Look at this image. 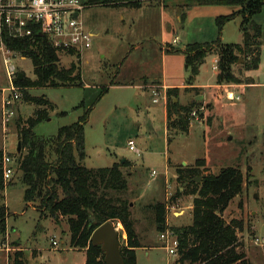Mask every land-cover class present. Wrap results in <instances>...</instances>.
<instances>
[{
	"label": "rangeland",
	"instance_id": "1",
	"mask_svg": "<svg viewBox=\"0 0 264 264\" xmlns=\"http://www.w3.org/2000/svg\"><path fill=\"white\" fill-rule=\"evenodd\" d=\"M112 1L114 3L93 5L85 12L87 29L95 34L92 49L85 52L81 59L74 55H61L62 68L69 69L73 63L80 66L82 86L21 87L22 98L16 103L18 117L7 133L3 128L1 111L3 90L9 86V82L0 52V150L10 155L17 153V121L19 118L27 120L37 109L35 104L26 101L25 93L31 97H44L53 105V109L48 108L49 118L35 128L36 134L50 141L57 138L62 127L78 122L84 115L86 109L78 108L82 102L88 108L94 106L85 128L86 158L82 164L90 169H100L129 162L127 167L122 168L128 190L120 196L131 203L136 232L141 231L142 235L148 237L150 246L156 247L150 257L141 254L139 264H174L177 258L169 255L165 249L149 205L158 202L168 205L167 223L170 227L188 226L193 222L194 197L188 193L189 185L194 180H179L178 171L185 172L188 168L197 167V160L202 159L206 162L198 166L201 173L217 175L227 167L239 168L244 176V191L232 201L223 217L227 221L238 219L244 222V231L239 233L241 249L252 264H264V88L246 91L236 87L251 81L247 71L242 68L244 58L240 57L232 68L237 82L224 84L225 88L220 86L213 89L208 109L204 100L197 101L202 103V107H197L196 117L192 116L189 132L171 136L170 142L162 115L158 112L153 117L150 110L160 108V104H152L151 95H144L146 97L142 103L136 97V90L110 87L112 83H120L130 76L149 72L155 61H160L161 51L149 49V46L138 52L130 49L131 55L126 51L130 44L146 40L149 35L156 36L160 44L163 42L160 32L161 4H165V17L173 25L172 32L166 29L163 42L169 82H181L185 75V80L190 76L186 74L189 71L183 52L187 45L213 43L219 38L223 45L243 43L241 25L244 16L243 13L238 14L241 8L202 6L191 0H150V4L156 8L153 15L145 17L139 9L120 6L128 3L127 0ZM145 8L146 5L143 10ZM235 12V19L228 22L220 34L217 19ZM184 15L186 20L183 22ZM253 21L264 29V7L253 17ZM175 38H178L177 44L173 43ZM259 41L263 66L251 75L264 82V33ZM14 59L17 74L34 81L36 75L32 61L18 54ZM212 65V58L207 59L205 83L215 82ZM218 76L219 72L217 79ZM149 83L154 86L153 90H160L159 81ZM230 87L226 93L228 101L223 102L226 89ZM104 88H110L106 94L102 93ZM189 93L202 95L204 92L201 89H184L180 91V96ZM236 96H240L241 102L236 101ZM190 102L183 101V104ZM138 105L142 108L141 114L136 109ZM201 113H204L203 116ZM209 114L213 116L210 124ZM130 140L135 142L136 152L130 150ZM52 142L47 146V160L55 164L56 145ZM168 168L169 176L166 175ZM204 175L198 176L200 181L196 183L200 184ZM20 179L17 164L15 175L5 183L7 188L3 200H0V203L6 204L9 212L8 233L0 240V264H13L17 253L23 255L26 264H82L81 252L66 251L71 248L67 219L61 218L56 222L50 216L42 215L36 205L29 207L24 201L26 188ZM115 225L122 249L127 245L128 236L121 223ZM53 240L59 243L56 248Z\"/></svg>",
	"mask_w": 264,
	"mask_h": 264
},
{
	"label": "trees",
	"instance_id": "2",
	"mask_svg": "<svg viewBox=\"0 0 264 264\" xmlns=\"http://www.w3.org/2000/svg\"><path fill=\"white\" fill-rule=\"evenodd\" d=\"M121 7L139 8L143 0H127ZM202 6L226 5L241 8L243 23L242 44L223 45L220 38L213 43H194L187 45L183 52L186 67L189 71V83L193 84L199 76L201 67L207 57L216 55L219 58L218 84L237 82L232 72L240 57L244 58L242 68L255 71L260 66L261 38L264 29L253 21L264 7V0H191ZM102 4L114 3L103 0ZM237 13L221 16L217 19L219 33L224 26L235 19ZM186 20L185 15L182 18ZM7 47L14 53L28 58L34 65L36 79L33 81L23 76L15 80L22 88H61L81 87L82 73L79 65L73 63L69 69L60 66L61 55H73L55 48L47 37L36 35L33 39H10L5 37ZM107 88L102 90L103 94ZM221 96V94H220ZM28 103L35 104L34 115L27 120L17 121L21 151L13 157L19 165L21 182L25 186L24 201L36 205L42 215H47L59 222L67 219L69 225L71 248L85 250L86 264H105V256L100 246L91 243L93 232L101 225L112 222L121 223L127 233L128 242L121 249L125 264H138L136 250L142 248L139 236L132 219L131 203L120 194L128 190V181L122 171L125 164H115L110 168L90 169L82 163L86 158L85 128L92 108L81 103L78 108L86 109L79 121L62 127L57 138L52 139L56 145V163L47 160V146L52 140L39 136L35 128L49 118L48 108L53 109L51 102L44 98L31 97L25 93ZM167 97V130L168 142L173 135L188 133L192 113L201 102L195 100L188 104L180 103V89H168ZM43 107V109L41 108ZM209 106H207V109ZM204 113H201L203 116ZM64 115V114H63ZM209 114V123L212 120ZM204 118V117H203ZM53 143V142H52ZM4 151L0 150V200L7 185L3 179L2 159ZM197 160L194 168L178 171L179 180H194L189 186L194 197L192 224L182 227H170L167 223L168 205L155 203L148 206L153 215L154 224L160 234L167 230L174 233L179 246L174 264H252L247 254L241 249L239 233L244 231L242 220L227 221L223 215L232 201L244 191V176L236 167H227L219 174L201 173L198 166L206 162ZM203 175L200 184L196 178ZM9 212L5 203H0V240L8 233L7 219ZM13 264H26L21 253L14 257Z\"/></svg>",
	"mask_w": 264,
	"mask_h": 264
},
{
	"label": "built area",
	"instance_id": "3",
	"mask_svg": "<svg viewBox=\"0 0 264 264\" xmlns=\"http://www.w3.org/2000/svg\"><path fill=\"white\" fill-rule=\"evenodd\" d=\"M95 3L91 0H0V52L3 56L9 86L3 90L1 119L7 133L18 117L16 103L22 98V88L15 84L18 76L15 69V55L6 43L10 39H33L36 35L47 37L55 48L64 52H73L81 59L83 54L93 47L95 34L87 29L85 12ZM177 43V40L174 41ZM213 70L219 72V58L215 60ZM159 101V93L153 90ZM158 98V99H157ZM197 111L192 113L196 117ZM131 151H137L133 140L128 143ZM17 163L13 155L4 151L2 170L4 182H10L15 175ZM155 174V172H153ZM169 255L177 256L178 239L171 231L160 235ZM259 244V241H256ZM56 248L59 243L52 241Z\"/></svg>",
	"mask_w": 264,
	"mask_h": 264
},
{
	"label": "crops",
	"instance_id": "4",
	"mask_svg": "<svg viewBox=\"0 0 264 264\" xmlns=\"http://www.w3.org/2000/svg\"><path fill=\"white\" fill-rule=\"evenodd\" d=\"M145 5H146V8L143 10ZM164 5H165L164 3L160 5L161 6V19H160V27L161 28H160V32H161V37H162L163 42H164V38H165V34H166V29H167V32H168V30L170 32L173 31L172 23L170 22V20H167L166 17H165ZM129 8H131V7H129ZM155 8H156L155 5L150 4V0H143L141 6L139 8H132V9H134V10L139 9V10L142 11V13H143V15L145 17L146 16L149 17V16L154 14L153 12H154ZM131 14H133V13H131ZM178 20H180V17H178ZM177 39L178 38H175L174 41L177 40ZM174 41H173V43H174ZM163 42L160 44L158 42V39H157L156 36L149 35V36H147L146 40H142V41L140 40V41H138V42H136L134 44H130L128 49H127V51H126V54L128 53V55L129 54L131 55V53H132L131 50H133L134 52H138L142 48H145L146 46H149V49H152V50L154 49V50H160L161 51L160 61L159 60H157V62L155 61L153 69L149 70V72L143 73L142 75H139V76H130L129 79L121 81L120 83H117V84L116 83H114V84L112 83L110 85V87H112L113 89L117 88L118 90H122V89H130V90H133V91L136 90L137 91L136 97L139 100L141 99L142 103H143V101L145 100V97H146L144 95H146V94L151 95L152 104H156V105L160 104V108L159 109L150 108V110H152L153 117H155L156 113H158V112L162 115V117L164 119V122H165V126H166V135H167V138H168V130H167V97H166V92H167L168 89L177 88V89H180V91H182L184 89H190V90L201 89L204 92V93H202V95H199V94H194L193 95V93L182 94V96H180L181 104H183V101H186V102H189V101H192V100L197 101V99H199L200 97H203L205 105L209 106L211 104L210 103V101H211L210 99L212 98V94H213L212 90L217 88V87H220V86H222V88H225V85H218L217 84V74H218V72L213 70L214 62H215L216 59H218V57L216 55L209 56L207 58V59L212 58V63H213L212 70L214 71L213 74H214V79H215L214 83H208V82L205 83L204 82V74H206V72H204V71L207 69V67H206L207 59H206L205 63L203 64V66L201 67L200 74L194 80L193 84L189 83V77H188V80H185L186 79V75L184 76L185 79L183 81H181V82H169V80L166 77L167 76L166 75V62H165V55H164L165 47H164V43ZM156 66L157 67L160 66V68L157 69ZM261 66H263V61L261 60V57H260L259 69H260ZM258 70L247 71V74H248L247 76H249V78L251 80L250 83H248V84H240V85H237L236 87L238 89H240V90H246V91L254 89V88H264V82L259 81L258 79H256L255 77H253L251 75L253 72H257ZM188 73L189 72H187L186 74H188ZM154 81H159L160 82V85H158V87L160 89L158 91V93H159L160 96H159V101L157 103L154 102V100L156 98L153 95V89H155V88H153L154 86L152 87L150 85V83H149V82H154ZM139 82H141V83H139ZM87 87H89V86H87ZM107 89L109 91L110 88H107ZM230 89H231V87L229 89H226L225 96L223 98V102H226V100H227L226 99L227 98L226 93ZM233 89H236V88H233ZM214 97L215 96L213 95V98ZM236 101L241 102L240 96H236ZM82 103H84V102H82ZM142 103H140V105ZM85 107H86V109L88 108L87 106H85ZM93 108H94V106H93ZM136 109H137V111H139L138 113L141 114L142 108H140L139 105L136 106ZM83 111H84V108H83ZM91 113H92V111H91ZM152 114H151V112H149V115H148L149 118L151 117ZM145 117L146 116H144V118ZM89 119H90V116H89ZM88 122H89V120H88ZM168 174H169V168H168V171L166 172V175H168ZM169 188H170V186H168V189ZM151 193L153 195L156 194L154 192H151ZM28 206L34 208L31 204H28ZM137 234H139L138 236H139L140 242L142 244V248H139V249L136 250L137 263L139 264L140 255L142 254L143 256L150 257L151 252H153L154 249H156V247L155 246H150V244L148 243V237H146L144 234L142 235L141 231H138ZM66 251L67 252H69V251L81 252L83 254L82 264H86V258L87 257H86L85 250H78V249L70 248L69 250L67 249Z\"/></svg>",
	"mask_w": 264,
	"mask_h": 264
},
{
	"label": "water",
	"instance_id": "5",
	"mask_svg": "<svg viewBox=\"0 0 264 264\" xmlns=\"http://www.w3.org/2000/svg\"><path fill=\"white\" fill-rule=\"evenodd\" d=\"M103 0H91V3L100 4ZM43 37V35H40ZM23 74L18 75V79H23ZM203 100V97L197 101ZM231 139V138H230ZM21 151V145L18 144L17 153ZM200 181V178L196 179ZM91 243L94 246H100L105 256V264H125L121 254V245L119 242V233L117 225L112 222H107L99 226L91 236Z\"/></svg>",
	"mask_w": 264,
	"mask_h": 264
}]
</instances>
